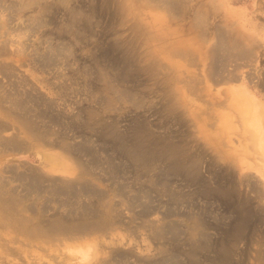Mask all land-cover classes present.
<instances>
[{
	"label": "rangeland",
	"instance_id": "rangeland-1",
	"mask_svg": "<svg viewBox=\"0 0 264 264\" xmlns=\"http://www.w3.org/2000/svg\"><path fill=\"white\" fill-rule=\"evenodd\" d=\"M258 109L264 0H0V264H264Z\"/></svg>",
	"mask_w": 264,
	"mask_h": 264
},
{
	"label": "bare ground",
	"instance_id": "bare-ground-1",
	"mask_svg": "<svg viewBox=\"0 0 264 264\" xmlns=\"http://www.w3.org/2000/svg\"><path fill=\"white\" fill-rule=\"evenodd\" d=\"M257 113H260L259 112V109L256 111V118H255V120H256V122H252L253 124H251V126H252V129H253V131L255 132V134H256V138L258 139V143L260 144V145H262V144H264V114H258L257 115ZM250 119H253V114H250ZM21 144H19V146H20ZM18 146V147H19ZM20 148V147H19ZM33 174V173H32ZM16 175V174H15ZM35 175V174H34ZM19 180H20V177H19ZM22 180V179H21ZM24 181V180H23ZM25 182V181H24ZM21 183H23V182H21ZM29 184V183H28ZM70 188V187H69ZM66 189H67V187H66ZM81 189H83V188H81ZM25 190H28V189H26L25 188ZM54 190V189H53ZM52 190V191H53ZM71 189H69V191H70ZM74 190V189H73ZM73 190H71V191H73ZM29 191V190H28ZM70 191V192H71ZM76 191V190H75ZM75 191H73V192H75ZM35 192V191H34ZM73 192H71V193H73ZM77 192V191H76ZM27 193V192H26ZM65 193H67V192H65ZM64 193V194H65ZM27 195V194H26ZM22 197V196H21ZM25 198V197H24ZM17 201H19L18 199H16ZM23 200V199H22ZM29 206H31V205H29ZM32 207V206H31ZM29 208V207H28ZM43 209H45V206L44 207H42ZM76 210V209H75Z\"/></svg>",
	"mask_w": 264,
	"mask_h": 264
},
{
	"label": "trees",
	"instance_id": "trees-1",
	"mask_svg": "<svg viewBox=\"0 0 264 264\" xmlns=\"http://www.w3.org/2000/svg\"><path fill=\"white\" fill-rule=\"evenodd\" d=\"M113 60V59H112Z\"/></svg>",
	"mask_w": 264,
	"mask_h": 264
}]
</instances>
